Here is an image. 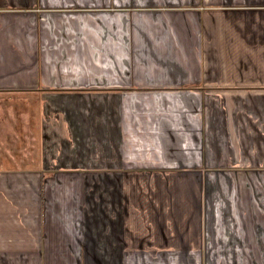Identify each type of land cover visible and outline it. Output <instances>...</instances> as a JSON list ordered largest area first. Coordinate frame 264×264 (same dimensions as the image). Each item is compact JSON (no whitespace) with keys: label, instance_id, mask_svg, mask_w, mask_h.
I'll return each mask as SVG.
<instances>
[{"label":"crops","instance_id":"crops-1","mask_svg":"<svg viewBox=\"0 0 264 264\" xmlns=\"http://www.w3.org/2000/svg\"><path fill=\"white\" fill-rule=\"evenodd\" d=\"M1 92L0 264H264V0H0Z\"/></svg>","mask_w":264,"mask_h":264},{"label":"rangeland","instance_id":"rangeland-1","mask_svg":"<svg viewBox=\"0 0 264 264\" xmlns=\"http://www.w3.org/2000/svg\"><path fill=\"white\" fill-rule=\"evenodd\" d=\"M23 96L20 100L12 96L0 98V164L32 166L39 159L38 130H30L36 126V103H24L27 95ZM35 99L36 94H31L26 101Z\"/></svg>","mask_w":264,"mask_h":264}]
</instances>
